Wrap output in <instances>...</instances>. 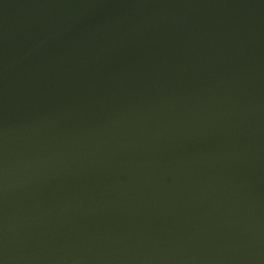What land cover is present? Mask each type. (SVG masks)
<instances>
[{"label": "water", "instance_id": "95a60500", "mask_svg": "<svg viewBox=\"0 0 264 264\" xmlns=\"http://www.w3.org/2000/svg\"><path fill=\"white\" fill-rule=\"evenodd\" d=\"M0 264H264V0H0Z\"/></svg>", "mask_w": 264, "mask_h": 264}]
</instances>
